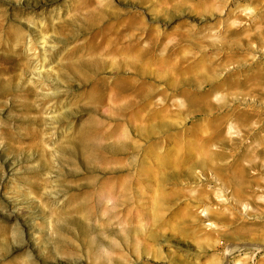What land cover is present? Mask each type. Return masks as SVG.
<instances>
[{
    "label": "rangeland",
    "instance_id": "obj_1",
    "mask_svg": "<svg viewBox=\"0 0 264 264\" xmlns=\"http://www.w3.org/2000/svg\"><path fill=\"white\" fill-rule=\"evenodd\" d=\"M0 264H264V0H0Z\"/></svg>",
    "mask_w": 264,
    "mask_h": 264
},
{
    "label": "bare ground",
    "instance_id": "obj_2",
    "mask_svg": "<svg viewBox=\"0 0 264 264\" xmlns=\"http://www.w3.org/2000/svg\"><path fill=\"white\" fill-rule=\"evenodd\" d=\"M225 245H226L225 250L227 253L230 252V250H232V249H241V248L246 247V246H248V247L252 246V247H254V249H259L262 246L261 244L254 243V242H245V243H240L238 245H232L229 242H227Z\"/></svg>",
    "mask_w": 264,
    "mask_h": 264
}]
</instances>
